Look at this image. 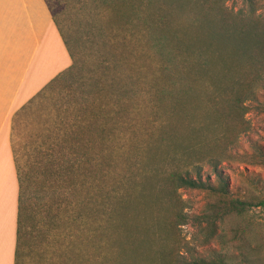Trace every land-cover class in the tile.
I'll list each match as a JSON object with an SVG mask.
<instances>
[{
  "label": "trees",
  "instance_id": "trees-1",
  "mask_svg": "<svg viewBox=\"0 0 264 264\" xmlns=\"http://www.w3.org/2000/svg\"><path fill=\"white\" fill-rule=\"evenodd\" d=\"M45 1L72 63L12 118L15 264L33 250L39 264H172L180 187L219 196L205 215L211 235L217 221L252 225L245 214L264 201L227 196L218 167L264 77L252 0L238 11L228 0ZM244 261L214 251L193 263Z\"/></svg>",
  "mask_w": 264,
  "mask_h": 264
},
{
  "label": "rangeland",
  "instance_id": "rangeland-1",
  "mask_svg": "<svg viewBox=\"0 0 264 264\" xmlns=\"http://www.w3.org/2000/svg\"><path fill=\"white\" fill-rule=\"evenodd\" d=\"M55 1V0H53ZM251 4L257 14L264 18V0H252ZM229 8L248 10L250 5L244 0H228ZM248 107L244 114L247 128L237 134L236 139L227 145L218 167L227 174L228 195L248 201H264V77L257 83L255 97L246 102ZM19 133L20 128H17ZM216 133V132H215ZM12 136V131H11ZM12 138V137H11ZM14 142L25 144L21 137H14ZM23 158L21 157V161ZM201 173L214 183L218 175L213 173L210 165L203 163ZM180 195L184 222H178L171 235L179 240L180 254L172 264H194L196 256H209L214 251H228L235 261L247 259L245 264H264V207L251 204L246 218L252 225L242 223H220L217 231L211 235L205 215L219 196L212 190L195 187H180ZM49 249V248H48ZM50 251V249H49ZM26 257L25 264H39L37 253ZM40 261V260H39ZM42 264L47 262L40 261Z\"/></svg>",
  "mask_w": 264,
  "mask_h": 264
},
{
  "label": "crops",
  "instance_id": "crops-1",
  "mask_svg": "<svg viewBox=\"0 0 264 264\" xmlns=\"http://www.w3.org/2000/svg\"><path fill=\"white\" fill-rule=\"evenodd\" d=\"M72 63L45 0H0V264H15L14 113Z\"/></svg>",
  "mask_w": 264,
  "mask_h": 264
}]
</instances>
